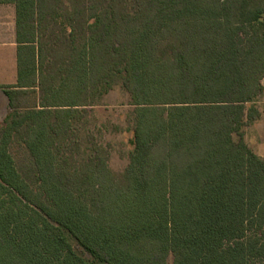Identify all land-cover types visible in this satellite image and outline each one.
Returning <instances> with one entry per match:
<instances>
[{
	"label": "trees",
	"instance_id": "1",
	"mask_svg": "<svg viewBox=\"0 0 264 264\" xmlns=\"http://www.w3.org/2000/svg\"><path fill=\"white\" fill-rule=\"evenodd\" d=\"M0 3L17 72L0 85V264H264V159L243 136L260 116L264 0ZM116 84L133 106L121 183L87 125Z\"/></svg>",
	"mask_w": 264,
	"mask_h": 264
},
{
	"label": "rangeland",
	"instance_id": "2",
	"mask_svg": "<svg viewBox=\"0 0 264 264\" xmlns=\"http://www.w3.org/2000/svg\"><path fill=\"white\" fill-rule=\"evenodd\" d=\"M0 91H2L0 89ZM35 101L33 93L19 95L15 104L22 109L32 106ZM133 106L130 104L128 93L120 84L113 86L91 108L87 119L88 128L92 130L100 142L108 147L109 167L118 182H122L121 174L128 163L129 152L132 150L131 138V113ZM81 142L84 143L83 132L80 131ZM10 152L15 164L20 171L32 165L31 157L25 147L14 141L10 146ZM76 250L80 248L73 242ZM171 263V257L168 264Z\"/></svg>",
	"mask_w": 264,
	"mask_h": 264
},
{
	"label": "crops",
	"instance_id": "3",
	"mask_svg": "<svg viewBox=\"0 0 264 264\" xmlns=\"http://www.w3.org/2000/svg\"><path fill=\"white\" fill-rule=\"evenodd\" d=\"M16 78L14 8L11 3H0V85H14ZM262 84L263 93L257 102L260 116L244 126L243 136L248 146L264 159V79ZM8 110V99L0 91V121Z\"/></svg>",
	"mask_w": 264,
	"mask_h": 264
}]
</instances>
